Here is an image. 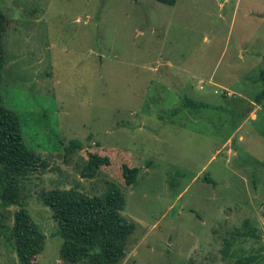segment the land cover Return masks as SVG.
I'll use <instances>...</instances> for the list:
<instances>
[{
  "label": "rangeland",
  "instance_id": "rangeland-1",
  "mask_svg": "<svg viewBox=\"0 0 264 264\" xmlns=\"http://www.w3.org/2000/svg\"><path fill=\"white\" fill-rule=\"evenodd\" d=\"M0 10L3 103L47 161L23 182L46 235L37 264H60L63 244L41 194L104 196L108 183L135 224L120 264H264V105L254 101L264 0H0ZM90 153L112 156L92 178ZM123 164L140 168L132 187ZM17 209L0 199L9 229ZM246 220L260 238L233 237ZM0 264H20L7 233Z\"/></svg>",
  "mask_w": 264,
  "mask_h": 264
},
{
  "label": "trees",
  "instance_id": "trees-1",
  "mask_svg": "<svg viewBox=\"0 0 264 264\" xmlns=\"http://www.w3.org/2000/svg\"><path fill=\"white\" fill-rule=\"evenodd\" d=\"M157 1L175 5L178 0ZM9 25L7 15L0 10V199L6 207L18 206L10 229L3 222L5 215L0 212V240L2 233H7L20 264H37L45 249L46 235L26 207L23 182L33 172L46 166L47 161L27 146L19 116L3 103L1 80L6 62L4 38ZM259 79L263 88L254 101L264 105V57ZM81 145L79 140H74L70 148L73 151L81 148ZM111 162L109 153H90L82 174L92 178L102 166L110 165ZM121 169L126 185L132 187L140 168L123 164ZM204 179L211 182L208 176ZM41 198L53 210L63 238L60 264L121 263L127 253V239L133 233L135 224L122 214L126 198L116 185L108 183L104 196H90L79 189L56 188L43 192ZM244 226L246 229L233 232L234 238L243 235L260 238L248 220ZM258 256H251L246 264L256 262Z\"/></svg>",
  "mask_w": 264,
  "mask_h": 264
},
{
  "label": "crops",
  "instance_id": "crops-1",
  "mask_svg": "<svg viewBox=\"0 0 264 264\" xmlns=\"http://www.w3.org/2000/svg\"><path fill=\"white\" fill-rule=\"evenodd\" d=\"M256 107H258V106H255L254 108H256ZM255 116V115H254Z\"/></svg>",
  "mask_w": 264,
  "mask_h": 264
}]
</instances>
